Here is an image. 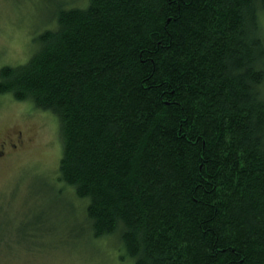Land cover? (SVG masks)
Listing matches in <instances>:
<instances>
[{"label":"trees","instance_id":"obj_1","mask_svg":"<svg viewBox=\"0 0 264 264\" xmlns=\"http://www.w3.org/2000/svg\"><path fill=\"white\" fill-rule=\"evenodd\" d=\"M52 1L0 95L58 121L85 236L132 264H264V0Z\"/></svg>","mask_w":264,"mask_h":264},{"label":"rangeland","instance_id":"obj_2","mask_svg":"<svg viewBox=\"0 0 264 264\" xmlns=\"http://www.w3.org/2000/svg\"><path fill=\"white\" fill-rule=\"evenodd\" d=\"M52 5V0H0V69L27 62L34 36L50 27L51 19L44 21L47 10L49 17L54 11ZM4 142L0 264H132L122 257L117 241L92 242L85 236V205L58 182L62 144L51 113L0 95V146Z\"/></svg>","mask_w":264,"mask_h":264},{"label":"flooded vegetation","instance_id":"obj_3","mask_svg":"<svg viewBox=\"0 0 264 264\" xmlns=\"http://www.w3.org/2000/svg\"><path fill=\"white\" fill-rule=\"evenodd\" d=\"M6 145H7V143L4 142V143H2L1 146H0V158L2 157V155H3V153H4V149L6 148ZM11 145H12V147L17 148V146H16L15 144H11ZM1 151H3V152H1Z\"/></svg>","mask_w":264,"mask_h":264}]
</instances>
